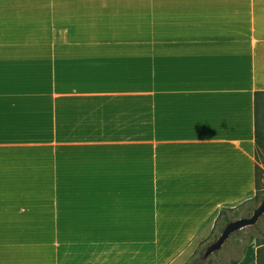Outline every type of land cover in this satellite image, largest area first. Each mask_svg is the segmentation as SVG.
Instances as JSON below:
<instances>
[{"label": "crops", "instance_id": "1", "mask_svg": "<svg viewBox=\"0 0 264 264\" xmlns=\"http://www.w3.org/2000/svg\"><path fill=\"white\" fill-rule=\"evenodd\" d=\"M257 99L264 0H0V264L172 263L256 197Z\"/></svg>", "mask_w": 264, "mask_h": 264}, {"label": "rangeland", "instance_id": "2", "mask_svg": "<svg viewBox=\"0 0 264 264\" xmlns=\"http://www.w3.org/2000/svg\"><path fill=\"white\" fill-rule=\"evenodd\" d=\"M261 113L264 117V106L261 109ZM258 162V180L260 188H262L258 194L264 197V142L259 152ZM256 205L254 199L250 200L232 211L230 216L233 219L250 216L252 211L250 212L249 209L255 208ZM224 226L222 219H217V221L211 223L203 230L199 238L190 243L191 246H189L185 254H179L170 264H193L205 248L216 239ZM256 228H259V230H255ZM256 228L248 229L241 232L240 235L234 236L225 245L224 249L213 256L206 264H236L239 262L251 246L264 241V218Z\"/></svg>", "mask_w": 264, "mask_h": 264}, {"label": "water", "instance_id": "3", "mask_svg": "<svg viewBox=\"0 0 264 264\" xmlns=\"http://www.w3.org/2000/svg\"><path fill=\"white\" fill-rule=\"evenodd\" d=\"M263 218L264 198L252 209L250 216L233 219L226 223L216 239L205 248L193 264H206L213 256L220 253L234 236L248 229L256 228Z\"/></svg>", "mask_w": 264, "mask_h": 264}, {"label": "trees", "instance_id": "4", "mask_svg": "<svg viewBox=\"0 0 264 264\" xmlns=\"http://www.w3.org/2000/svg\"><path fill=\"white\" fill-rule=\"evenodd\" d=\"M263 106H264V101L257 99V102H256V127H257L256 128V136H257V144H258V155H257L258 160H259V152H260V149H261L263 142H264V122H263L264 117L261 113V109ZM256 187H257V195L254 198V201L257 204L261 199L264 198L263 196L261 197L258 194L259 190L262 189V188H260V182L258 180V166L256 167ZM252 209L253 208H250L249 211L251 212ZM234 210H236V209L223 210L219 216V219H222L224 224L228 223L229 221L233 220V218L230 216V213ZM255 230H259V228H256ZM238 235H240V233ZM262 245H264V241L257 243L255 246H262ZM255 246H251L249 249H251ZM239 262H237L236 264H238Z\"/></svg>", "mask_w": 264, "mask_h": 264}]
</instances>
